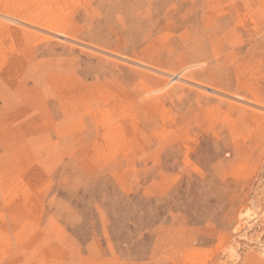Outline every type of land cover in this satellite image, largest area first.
Segmentation results:
<instances>
[{
    "label": "rangeland",
    "instance_id": "obj_1",
    "mask_svg": "<svg viewBox=\"0 0 264 264\" xmlns=\"http://www.w3.org/2000/svg\"><path fill=\"white\" fill-rule=\"evenodd\" d=\"M0 3V264H264V0Z\"/></svg>",
    "mask_w": 264,
    "mask_h": 264
},
{
    "label": "bare ground",
    "instance_id": "obj_2",
    "mask_svg": "<svg viewBox=\"0 0 264 264\" xmlns=\"http://www.w3.org/2000/svg\"><path fill=\"white\" fill-rule=\"evenodd\" d=\"M15 2H17V1H15ZM8 3V2H7ZM22 3V2H21ZM1 4V3H0ZM58 5V4H57ZM126 5V4H125ZM137 5V4H136ZM1 6V5H0ZM11 6V5H10ZM13 7V6H12ZM40 7V6H39ZM45 7V6H44ZM42 9H43V7H42ZM47 9V8H46ZM11 10V9H10ZM14 10V9H13ZM22 10V9H21ZM127 11V10H126ZM42 14V13H41ZM40 16V15H39ZM44 17V16H43ZM19 18V17H18ZM17 17H15V15H14V17L12 16V14L10 13V12H7L5 9H4V11H0V36H2L3 37V35H7L8 33H14V35H16L17 37H18V35H19V31H21V30H19L17 27H15L13 24V26L12 25H10V24H6L3 20H1V19H6V20H8V21H11V22H14V23H20V19H18ZM46 18V17H45ZM52 18V17H51ZM20 20V21H19ZM38 20V19H37ZM136 20V19H135ZM25 21V20H24ZM36 21V20H35ZM22 23V22H21ZM43 23V22H42ZM45 24V23H44ZM62 24V23H61ZM60 24V25H61ZM17 25V24H16ZM64 27V26H63ZM196 27V26H195ZM57 29V28H56ZM26 32V31H25ZM21 34V33H20ZM10 35V34H9ZM16 36H15V38H16ZM20 36V35H19ZM68 36H69V34H68ZM71 36V35H70ZM8 37V36H7ZM25 37V36H24ZM10 38H11V35H10ZM7 39V38H6ZM3 40H4V37H3ZM30 40V39H29ZM113 40V39H112ZM14 41H15V39H14ZM17 41H18V39H17ZM24 41V40H23ZM11 42V41H10ZM9 43V42H8ZM7 42H6V45H4V46H7V45H9ZM12 43V42H11ZM18 45V44H17ZM20 45V44H19ZM9 47V46H8ZM7 48V47H6ZM11 48H14V47H11ZM14 50V49H13ZM2 51V50H1ZM9 51V50H8ZM11 52H13V51H11ZM20 52V51H19ZM5 53V52H4ZM1 55H2V53H1ZM9 58H11V57H9ZM8 58V59H9ZM13 59V58H12ZM11 60V59H10ZM119 60V59H118ZM2 62V61H1ZM6 62H8L7 60H6ZM9 64V63H8ZM13 64H14V62H13ZM16 64V63H15ZM15 64H14V68L17 66H15ZM6 66V65H5ZM5 66H3V67H5ZM135 66V65H134ZM12 67V66H11ZM10 67V68H11ZM7 68H8V66H7ZM142 68V67H141ZM86 92V91H85ZM75 97V96H74ZM84 99V98H83ZM9 107V106H8ZM86 107V106H85ZM119 127V126H118ZM120 128V127H119ZM117 131V130H116ZM115 131V132H116ZM118 131H120V130H118ZM122 132V131H121ZM118 133V132H117ZM141 135V134H140ZM121 136V135H120ZM144 139V138H143ZM30 165V164H29ZM14 184V183H13ZM248 239V238H247ZM259 251H258V253H257V255H256V258L257 259H261V260H263L264 259V243H262L261 241H260V245H259ZM157 253V252H156ZM44 259V258H43Z\"/></svg>",
    "mask_w": 264,
    "mask_h": 264
}]
</instances>
